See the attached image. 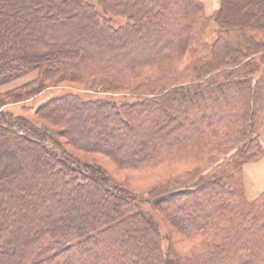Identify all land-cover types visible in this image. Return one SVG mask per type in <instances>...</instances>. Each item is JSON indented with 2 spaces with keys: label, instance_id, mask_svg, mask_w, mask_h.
<instances>
[{
  "label": "trees",
  "instance_id": "1",
  "mask_svg": "<svg viewBox=\"0 0 264 264\" xmlns=\"http://www.w3.org/2000/svg\"><path fill=\"white\" fill-rule=\"evenodd\" d=\"M33 72L0 93V264H264V0H0V88Z\"/></svg>",
  "mask_w": 264,
  "mask_h": 264
},
{
  "label": "rangeland",
  "instance_id": "2",
  "mask_svg": "<svg viewBox=\"0 0 264 264\" xmlns=\"http://www.w3.org/2000/svg\"><path fill=\"white\" fill-rule=\"evenodd\" d=\"M206 14H211L217 7H218V0H201ZM125 22L124 19L117 18L114 23L116 25L123 24ZM215 39V26L214 24H211L208 28V31L205 35V43L211 44ZM37 77V73H29L17 80H14L0 88V93H6L11 90H15L19 87H22L24 85H28L29 83H32V81L35 80ZM59 89H64V87L61 85L58 87V89H50L43 92L42 95L36 96L31 98L30 100L23 101L22 103H13L7 105L6 109L14 112V113H21L25 114L26 116L33 118L35 113V106L42 101L46 97H50L53 94H57L56 91H59ZM70 89V88H68ZM75 89V88H74ZM264 131V130H263ZM262 132V131H261ZM260 132V133H261ZM264 135V133H263ZM50 146V144L48 143ZM84 159L91 160L92 158L86 157L84 155H80ZM97 163H99L105 170L108 172L110 177H112L114 180L119 182L123 187L127 188L128 190L136 193L139 195L140 198H146L148 197L146 192L148 191L151 180L147 173L145 172H136V171H130V170H118L116 169L113 164L106 159L102 157H96L93 158ZM244 185V184H243ZM245 195V193H244ZM246 198V197H245ZM247 200V199H246ZM248 201V200H247ZM167 230L163 227H161L160 232L162 235H165ZM185 246H182V248ZM181 248V247H180Z\"/></svg>",
  "mask_w": 264,
  "mask_h": 264
},
{
  "label": "crops",
  "instance_id": "3",
  "mask_svg": "<svg viewBox=\"0 0 264 264\" xmlns=\"http://www.w3.org/2000/svg\"><path fill=\"white\" fill-rule=\"evenodd\" d=\"M264 131L259 135V142L264 148ZM244 193L248 201L255 200L264 193V158L256 163L246 164L242 168Z\"/></svg>",
  "mask_w": 264,
  "mask_h": 264
}]
</instances>
